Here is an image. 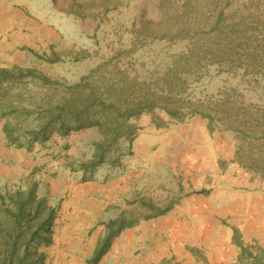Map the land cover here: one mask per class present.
Here are the masks:
<instances>
[{
  "label": "rangeland",
  "instance_id": "obj_1",
  "mask_svg": "<svg viewBox=\"0 0 264 264\" xmlns=\"http://www.w3.org/2000/svg\"><path fill=\"white\" fill-rule=\"evenodd\" d=\"M83 78L158 95L97 165L98 127L27 145L12 118ZM262 134L264 0H0V216L39 204L14 264H264Z\"/></svg>",
  "mask_w": 264,
  "mask_h": 264
},
{
  "label": "trees",
  "instance_id": "obj_2",
  "mask_svg": "<svg viewBox=\"0 0 264 264\" xmlns=\"http://www.w3.org/2000/svg\"><path fill=\"white\" fill-rule=\"evenodd\" d=\"M17 71L22 76L34 74L33 71L25 69H18ZM1 75L6 78H14L11 72L8 71H1ZM39 79L48 81L45 75H40ZM84 79L73 86L69 93L59 96L52 92L47 93L46 96L50 95V97L45 99L44 107H33V103L29 107L14 111L15 117L13 116L12 118L19 127L22 126L21 128L25 130V138L28 140L27 145H31L34 142L47 141L53 133L66 134L72 130L96 126L103 133V140L97 144L98 152L96 153V158H99L100 161H97V159L91 161L92 165H97V163L105 160L106 153L110 150L111 142L113 144L116 139L124 136L121 125L117 123L121 122V120L125 123L129 120V116H135L142 112V110L133 109L135 108L134 101L139 103L153 102L158 98L157 94L149 97L148 94L144 93L141 96L125 100L122 96L119 97L116 92L111 91L115 86L107 92H102L96 85L83 84ZM111 84L116 85V82H112ZM31 95L37 98V91L32 92ZM125 104L127 107L123 109ZM170 112L174 116L182 114L174 109ZM33 114L35 116L31 118ZM21 119H24L28 123L23 124L20 121ZM29 123L31 124L27 127ZM5 130L10 141L16 143L18 146L24 144L23 141H20L21 133L14 131L13 128L7 125L5 126ZM108 141L110 142L107 143ZM13 196L15 199H12L11 204L3 211V216H0V229L5 232L4 241L10 245L9 249H4L1 252L0 264H14L17 252L21 247L27 246L39 234L38 228L31 237L27 236L29 230H31L30 219L28 220V217L32 213V210L38 211L39 208L37 202L35 205L34 188L25 193L18 192ZM41 202L42 200L39 201V203ZM51 219L52 217L47 215L40 229L47 228L49 224L51 225ZM105 251L106 249L101 248L95 251L93 258L95 263L102 258ZM25 257L27 255H24Z\"/></svg>",
  "mask_w": 264,
  "mask_h": 264
}]
</instances>
